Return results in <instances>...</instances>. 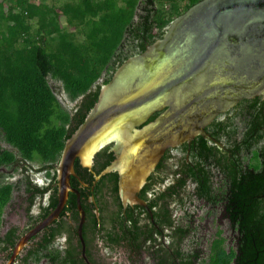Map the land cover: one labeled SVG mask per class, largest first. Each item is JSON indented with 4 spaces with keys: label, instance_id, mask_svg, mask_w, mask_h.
I'll return each instance as SVG.
<instances>
[{
    "label": "trees",
    "instance_id": "trees-1",
    "mask_svg": "<svg viewBox=\"0 0 264 264\" xmlns=\"http://www.w3.org/2000/svg\"><path fill=\"white\" fill-rule=\"evenodd\" d=\"M200 0H0V166H23L28 171L25 210L46 195L36 214H29L24 226L11 225L0 235V264H6L22 235L31 230L56 206L58 164L66 141L92 111L99 93L116 69L130 56L143 52L161 38L165 27ZM58 2L60 3L58 5ZM58 5V6H57ZM59 8L63 11L60 18ZM140 11V12H139ZM73 29V30H72ZM131 41L122 50L125 39ZM49 79L75 104L71 110L57 99ZM158 112L149 118L153 120ZM240 116L244 130L235 137L233 118ZM202 134L182 143L181 156L170 148L138 191L144 205L120 198L119 173L99 175L115 159L104 147L93 158L91 168L76 159L71 186L78 190L85 213L82 237L90 264L100 263L95 250L123 248L133 256L146 252L154 264H195L200 249L185 252L184 240L195 228L193 215L187 223L173 217L172 202L184 205L188 183L197 199L221 204L222 215L235 231V248H223L217 232L208 264H264V114L260 97L242 100L224 119L212 121ZM226 138L222 150L216 141ZM221 142V141H220ZM176 150V149H175ZM188 152L187 162L186 153ZM172 157L175 167L166 173ZM36 161L37 167L30 162ZM28 165V167H27ZM217 171L216 185L212 180ZM44 173L42 184L33 176ZM168 179L167 183L165 181ZM1 183V182H0ZM13 187L0 184V216ZM190 194L187 195L189 198ZM107 199L105 200L104 198ZM145 211V214L142 213ZM0 217V223H1ZM79 212L76 194L69 192L59 216L30 237L12 264H88L81 255L77 235ZM169 238L168 244L164 240ZM59 239H65L58 243Z\"/></svg>",
    "mask_w": 264,
    "mask_h": 264
},
{
    "label": "water",
    "instance_id": "water-1",
    "mask_svg": "<svg viewBox=\"0 0 264 264\" xmlns=\"http://www.w3.org/2000/svg\"><path fill=\"white\" fill-rule=\"evenodd\" d=\"M261 96L264 114V0H200L173 19L163 36L128 57L102 86L92 111L66 141L58 164L55 208L20 237L12 264L31 236L76 194L77 235L85 256L80 194L70 184L77 159L90 168L110 144L115 159L99 175L116 170L123 200L146 206L137 195L164 151L194 136L241 99ZM155 112L159 114L149 121ZM264 197V193H263Z\"/></svg>",
    "mask_w": 264,
    "mask_h": 264
},
{
    "label": "rangeland",
    "instance_id": "rangeland-1",
    "mask_svg": "<svg viewBox=\"0 0 264 264\" xmlns=\"http://www.w3.org/2000/svg\"><path fill=\"white\" fill-rule=\"evenodd\" d=\"M40 1V0H37ZM52 5L55 4L56 0H48ZM60 3L58 2V5ZM57 5V6H58ZM60 13V18L63 19V11L57 8ZM140 12V11H139ZM73 30V29H72ZM131 45V41L128 39L124 40L122 50L126 51ZM49 83L52 86L55 95L59 102L65 107L67 110H71L75 104L74 101H71L67 95L59 90L60 83L53 79H49ZM233 124L236 128L235 137L239 139L244 130V122L240 116H235L233 118ZM221 142L227 143L226 138L222 137L220 139ZM1 147H7V145L0 141ZM172 155L176 158H179L182 154L178 150H172ZM33 166L37 167L39 163L36 161L30 162ZM175 160L170 159L166 162V173H168L170 169L174 168ZM212 180L216 185V181L218 180L217 171L213 170ZM21 175L18 172H14L13 175L10 176L9 182H14L17 179H21ZM38 183H43L45 181V176L43 173H39L35 175V178ZM13 180V181H12ZM167 183V181L165 182ZM22 186L19 184V191H21ZM193 184L188 183L187 188L185 190L184 196V205L181 206L176 202L171 203V207L173 208V217L178 222L187 223L188 217H185L187 211V215H193L195 228L192 233L187 237L182 245V248L185 252L192 251V249H200L201 254L199 259L195 262V264H208L209 263V252L210 246L213 239L216 237L218 231H220V235L224 237L223 248L228 251L230 247L235 248V231H233L229 227L228 220L222 217L221 215V206L217 205L216 207H211L207 203L202 202L197 199L194 195H192ZM190 194L189 198L187 195ZM1 212V211H0ZM35 213V210L33 211ZM1 219L3 221H8L9 223H17V224H25L27 219L20 211V209L16 206L14 207H4L2 209ZM1 231V229H0ZM170 241L169 238L164 240L165 244H168ZM99 250H95V255L98 258L100 263H107L110 260H117L121 264H154L148 254L145 252L141 256H133L132 262L130 261L129 255L130 252L128 250L125 251L123 248H117L116 251H113L109 248H104L101 243H99ZM38 264H47L45 261Z\"/></svg>",
    "mask_w": 264,
    "mask_h": 264
},
{
    "label": "flooded vegetation",
    "instance_id": "flooded-vegetation-1",
    "mask_svg": "<svg viewBox=\"0 0 264 264\" xmlns=\"http://www.w3.org/2000/svg\"><path fill=\"white\" fill-rule=\"evenodd\" d=\"M256 97H260L261 98V96H254V97H250V99L252 98H256ZM245 99H248V98H245ZM245 99H241V100H239L238 102H236V104L235 105H233L232 107H230L228 110H226L225 112H223V113H221V114H219V115H217L216 117H214L211 121H210V123L212 122V121H216V120H218V119H224V118H226V116H228V115H230L231 113H232V111H233V109L242 101V100H245ZM156 113V112H155ZM158 114H159V112H158ZM151 117V116H150ZM149 117V118H150ZM209 123V124H210ZM209 124H207V125H209ZM206 125V126H207ZM206 128V127H205ZM1 132H2V130L0 129V137H2V134H1ZM194 138V137H193ZM193 138L190 140V143H188V145L189 144H191V142H192V140H193ZM216 143H217V145L220 147V149H222V150H224L225 149V145L222 143V142H220V141H216ZM105 147H109V148H111V145L110 144H108V145H106ZM182 144H180V145H178V146H176V147H174V148H170V151H172V150H177V149H179V150H181L182 148ZM104 148V147H103ZM102 148V149H103ZM164 155H168V151H167V149L164 151V153L162 154V156L160 157V160L162 159V157L164 156ZM190 155V154H189ZM189 155H188V152L186 153V160H187V162H191V160H189L188 159V157H189ZM172 157L170 156V158L168 159V160H170ZM160 160L157 162V164H156V166L151 170L152 171V173H154L155 171H156V167H157V165H158V163L160 162ZM167 160V161H168ZM27 167H28V165H27ZM14 172H18V174H20L22 177H21V179H17V180H15L14 182H9L10 181V176L11 175H13L14 174ZM27 173H28V171L26 170V169H23V166H17V165H13V166H11V167H7V166H0V184H10V185H13V187L17 184V182L18 181H21V186H22V189H21V191H19V188L18 189H13L12 190V192H11V194H10V197H9V200L7 201V203L3 206V208L4 207H6V206H8V207H14V206H16V207H18L19 209H20V211L23 213V215L26 217V219H28V215L29 214H33V212L31 211V209L27 212L26 210H25V207L27 206V203H28V193H26L25 192V186H26V182L24 181V179H26L27 178ZM13 181V180H12ZM70 182H71V179H70ZM191 184H193V190H195V183L194 182H192ZM119 190H120V187H119ZM49 191H50V188L47 190V192H46V195H44L43 197H42V199L41 200H45L44 202L45 203H47L48 202V199H49V195H50V193H49ZM137 195H138V193H137ZM138 197H139V195H138ZM120 198H121V200H122V204H123V207H124V211H126V204H127V202H126V200H123V198H122V196H121V191H120ZM140 198V197H139ZM105 200L107 199V197L106 198H104ZM108 200V199H107ZM202 202H204L203 200H201ZM204 203H207L209 206H213V207H216L217 205H220L221 206V204H215V205H213V204H210L209 202H204ZM144 207V209H145V211L147 212L148 210H147V206H143ZM145 211L142 213L143 215L145 214ZM221 211H222V208H221ZM221 215H222V212H221ZM1 217V216H0ZM222 217H223V215H222ZM11 225H16V223H9L8 221H3L2 222V220H1V223H0V229H1V231H0V235H3V234H5L6 233V231L10 228V226ZM25 224H21V226H24ZM109 248V247H108ZM109 249H111V248H109ZM125 251H126V248H125ZM145 253V252H144ZM143 254V253H142ZM141 254V255H142ZM140 255V256H141Z\"/></svg>",
    "mask_w": 264,
    "mask_h": 264
},
{
    "label": "clouds",
    "instance_id": "clouds-1",
    "mask_svg": "<svg viewBox=\"0 0 264 264\" xmlns=\"http://www.w3.org/2000/svg\"><path fill=\"white\" fill-rule=\"evenodd\" d=\"M168 26V25H167ZM166 26V27H167ZM165 27V28H166ZM136 54H138V53H136ZM133 55H135V54H133ZM95 156V155H94ZM94 158V157H93ZM92 163H93V159H92V161H91V163H90V168H91V166H92ZM152 173V171H150V173L148 174V176L150 175ZM44 174V173H43ZM148 176H147V178H148ZM35 178V176H33V181L32 182H34V183H37V184H42V183H38V181L36 180V179H34ZM46 179V178H45ZM146 181H147V179H146ZM145 181V182H146ZM166 181H168V179L166 180ZM165 181V182H166ZM145 182L140 186V189H141V187L145 184ZM44 183V182H43ZM139 189V190H140ZM45 200L43 199V200H38L36 203H34L32 206H31V211L33 212L34 210H35V213L33 212V215L34 214H36L37 212H38V207H39V204H42V205H44V204H46L45 202H44ZM133 204V203H132ZM65 241V239H59V242L58 243H61V242H64Z\"/></svg>",
    "mask_w": 264,
    "mask_h": 264
},
{
    "label": "bare ground",
    "instance_id": "bare-ground-1",
    "mask_svg": "<svg viewBox=\"0 0 264 264\" xmlns=\"http://www.w3.org/2000/svg\"><path fill=\"white\" fill-rule=\"evenodd\" d=\"M93 154V153H92ZM92 154H91V156H92ZM91 156H90V163H91Z\"/></svg>",
    "mask_w": 264,
    "mask_h": 264
}]
</instances>
